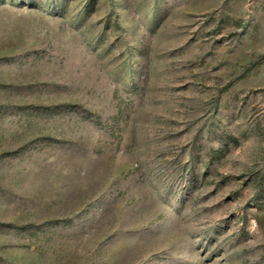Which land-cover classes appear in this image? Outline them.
I'll use <instances>...</instances> for the list:
<instances>
[{
	"label": "rangeland",
	"instance_id": "rangeland-1",
	"mask_svg": "<svg viewBox=\"0 0 264 264\" xmlns=\"http://www.w3.org/2000/svg\"><path fill=\"white\" fill-rule=\"evenodd\" d=\"M0 264H264V0H0Z\"/></svg>",
	"mask_w": 264,
	"mask_h": 264
}]
</instances>
